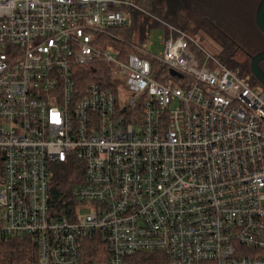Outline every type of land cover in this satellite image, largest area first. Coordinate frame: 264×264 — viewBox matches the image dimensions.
<instances>
[{
  "label": "built area",
  "instance_id": "2783aa9c",
  "mask_svg": "<svg viewBox=\"0 0 264 264\" xmlns=\"http://www.w3.org/2000/svg\"><path fill=\"white\" fill-rule=\"evenodd\" d=\"M132 0H0V236L26 238L34 264H264V88L196 38L162 26L123 51L102 47ZM101 62L113 85H80ZM154 62L180 74L156 78ZM164 76V75H161ZM259 89V88H258ZM80 181L68 213L57 169ZM89 207L87 212L82 209Z\"/></svg>",
  "mask_w": 264,
  "mask_h": 264
},
{
  "label": "trees",
  "instance_id": "16d2710c",
  "mask_svg": "<svg viewBox=\"0 0 264 264\" xmlns=\"http://www.w3.org/2000/svg\"><path fill=\"white\" fill-rule=\"evenodd\" d=\"M193 0H132V5H124L123 9L129 12L131 16V23H135L133 29L128 26L120 28L114 31V35L111 36L101 35L99 36V44L102 47H108L113 49L122 48L123 51L129 52L133 50L132 44L143 43L149 34V30L145 25L136 24V20L141 14L153 12L152 14L158 25L165 26L167 24L175 25L183 28L187 33L194 38L197 35L193 34L199 32L200 29H204L210 34L220 45L223 50L217 57L221 62L230 68L237 70L241 77L247 79L252 87H260L264 84L253 74L251 70L252 57L262 51V48H258L254 45L258 41L257 30L264 37V33L258 27L255 16L254 25L252 29L240 32L221 30L218 27H212L211 24H207L205 21H198L196 16L191 13ZM262 1V0H261ZM260 1V2H261ZM208 2V0L203 1ZM259 2V4H260ZM205 5L203 4L202 8ZM201 8V9H202ZM199 10V9H198ZM203 11V10H201ZM255 14V12H254ZM193 23V24H192ZM191 28V32L187 29ZM131 29V31L129 30ZM139 31V42H135L128 38L134 31ZM198 40V39H197ZM199 42V41H198ZM200 44V42H199ZM201 49L194 47L201 57H205L206 49L200 44ZM241 48L245 54L243 60L236 59L234 57L235 51ZM154 67L157 70L156 78L162 82H167L169 77L176 78L180 74L176 71H172L169 67L154 62ZM260 66L264 71V60L260 62ZM164 75V76H161ZM77 79L80 85H88L90 82H101L106 85H113L110 79V70L107 65L101 62L85 64L78 69ZM81 170L74 164L63 165L57 169L53 183H52V198L55 209L59 213H68L74 197V189L76 184L80 181ZM104 259L103 255L97 253L91 248H87V257L84 264H90L92 258ZM35 255L32 244L26 238L14 237V236H0V264H34ZM130 264H167V259L164 255L155 252L142 251L137 252L134 256L128 259Z\"/></svg>",
  "mask_w": 264,
  "mask_h": 264
},
{
  "label": "rangeland",
  "instance_id": "374dc122",
  "mask_svg": "<svg viewBox=\"0 0 264 264\" xmlns=\"http://www.w3.org/2000/svg\"><path fill=\"white\" fill-rule=\"evenodd\" d=\"M204 0H193V6L191 13L196 16L198 21H205L207 24H211L212 27H218L219 29L226 31H236L238 34L242 31L247 32V30L255 27L254 16L256 19V12L259 7V2L261 0H208V2H203ZM203 4L205 5L203 8ZM202 8V9H201ZM199 9V10H198ZM203 10V11H201ZM255 12V14H254ZM153 12L141 14L135 21L136 24L145 25L149 30L147 38L152 43L147 44V49L152 53L159 54L163 49L160 36L164 34L162 25H158ZM132 21V20H131ZM129 23L128 28L133 29L135 23ZM193 24V23H192ZM131 29H129L131 31ZM191 32V28L187 29ZM193 33V32H191ZM258 41L254 43L258 48H262L264 51V37L259 34L257 30ZM139 31H134L133 34L128 35V38L135 42H139L140 37ZM197 35L198 41L210 54L218 56L222 52L223 47L220 45L208 32L204 29H200L199 32L193 33ZM261 52V51H260ZM234 57L239 60L245 58V54L241 48H238ZM264 87H255V90L261 91ZM89 207L82 209V212H87Z\"/></svg>",
  "mask_w": 264,
  "mask_h": 264
},
{
  "label": "water",
  "instance_id": "95a60500",
  "mask_svg": "<svg viewBox=\"0 0 264 264\" xmlns=\"http://www.w3.org/2000/svg\"><path fill=\"white\" fill-rule=\"evenodd\" d=\"M256 22L258 27L264 33V0L260 2V5L256 12ZM264 60V51L255 54L251 60V70L253 74L264 84V71L260 66V62ZM173 72L174 70L171 69Z\"/></svg>",
  "mask_w": 264,
  "mask_h": 264
}]
</instances>
